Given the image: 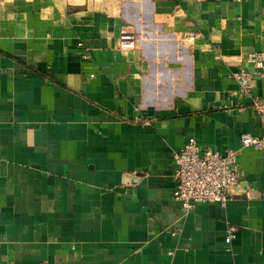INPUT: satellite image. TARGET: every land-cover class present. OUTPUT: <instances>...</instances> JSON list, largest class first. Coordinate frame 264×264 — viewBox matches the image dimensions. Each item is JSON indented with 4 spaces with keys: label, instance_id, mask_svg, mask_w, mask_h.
<instances>
[{
    "label": "crops",
    "instance_id": "1",
    "mask_svg": "<svg viewBox=\"0 0 264 264\" xmlns=\"http://www.w3.org/2000/svg\"><path fill=\"white\" fill-rule=\"evenodd\" d=\"M254 51L264 0H0V264H264ZM191 137L238 151L224 206L173 197Z\"/></svg>",
    "mask_w": 264,
    "mask_h": 264
},
{
    "label": "built area",
    "instance_id": "2",
    "mask_svg": "<svg viewBox=\"0 0 264 264\" xmlns=\"http://www.w3.org/2000/svg\"><path fill=\"white\" fill-rule=\"evenodd\" d=\"M189 38L192 39L193 34H190ZM244 60L250 63L254 70L241 68L234 73V78L239 83V92L250 97V105L264 127V98L252 96L250 92L251 81L255 77L264 78V53L251 52ZM136 120L139 121L140 118L136 117ZM240 143L242 147L264 149V133L259 136L243 133ZM172 157L175 181L173 197L185 211L193 209L199 203L225 205L238 182L237 150L226 149L220 152L211 148L201 149L191 137ZM234 236L235 228L228 227L225 243L229 244Z\"/></svg>",
    "mask_w": 264,
    "mask_h": 264
}]
</instances>
